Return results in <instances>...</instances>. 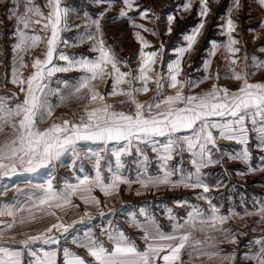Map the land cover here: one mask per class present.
Listing matches in <instances>:
<instances>
[{
  "label": "snow or ice",
  "instance_id": "snow-or-ice-1",
  "mask_svg": "<svg viewBox=\"0 0 264 264\" xmlns=\"http://www.w3.org/2000/svg\"><path fill=\"white\" fill-rule=\"evenodd\" d=\"M97 2L102 3L105 0H97ZM123 3L127 9L133 8V0H123ZM239 3L240 0H233L236 8L239 7ZM259 3L264 6V0H259ZM18 4L19 0H13L12 15L16 14ZM23 6L25 14L16 17L17 43L13 45V52L19 58V69L28 66L21 53L29 52L42 41L46 42V52L43 59L37 57L31 64L34 71L26 80L19 73L15 63L12 67V83L18 84L20 92L24 93L22 102L10 105L6 103L4 97H0V133L5 131L6 126L12 133L10 139L0 142V177L19 171L36 172L41 168H54L66 155L71 156L72 167H75L76 162L82 158L91 160L95 174L94 176L88 174L82 177L77 176L76 183H67L62 189L54 187V177L50 176L44 184L36 186L38 191L31 193L29 196L31 203H23L18 209L15 205L0 204V216L7 215L13 218L8 228L14 227L17 223V210L29 213L27 217L19 218V224L24 225L36 219L35 211L45 212V206L50 209L72 205L75 196H79L85 203L91 201L99 205V199L91 195L94 188L98 187L107 196L113 190L118 191L121 184L130 186L132 181L128 180L121 170L125 167L123 157L132 154L134 142L135 151L142 155L145 161L147 156L144 155L141 144L148 145L153 152L160 153L158 159L161 161L163 170L161 176L145 179L138 177L136 182L141 187L183 185L202 188L204 193H208L210 189L203 181L201 170L219 162L213 158V151H219L218 140L234 141L241 145V150L229 154V159H240L247 163L250 159V151L247 147L249 133L255 131L258 137L256 146L264 151V82H249L250 76L264 69V60L255 56L251 57L250 67L256 71L249 72L247 71L249 58L245 55V70L236 71L234 66L238 62L237 53L240 52V48L234 47L239 41L232 35L236 28L233 19L228 18L226 23L227 43L219 44L213 41L209 55L214 56L216 50L221 47L226 49L228 67L224 78L242 81V85L236 91H230L218 84L219 72L215 76L207 74L211 67V59L205 60L203 67L206 74L201 79H178L182 72L181 65L185 54L193 49L197 37L204 28L203 20L184 37L186 46L174 50L177 53V59L168 63L167 73L160 72L153 76L150 73L154 71L158 53L144 50L149 47V44L139 33H135L137 41L141 43L138 54L139 66L135 74L131 70L127 72L121 70L119 65L126 62L117 56L111 46L106 45L103 38L100 24L103 13L91 20L94 30L86 31L79 40V43L93 41L90 51L96 52L97 55L91 58L87 56L70 58L64 53H59L58 59L65 63L53 64L59 44L64 43L67 46V41L61 39L60 33L68 28V9L61 8L60 0H47L46 6L50 9L47 15L34 4L33 0H24ZM181 7L188 10L191 3H185ZM149 11L150 9L147 8L140 11V18H147ZM209 11L208 0H200L199 15L206 17ZM231 11L232 9H229V16ZM29 14L39 19L32 20ZM119 18L132 19L124 9L120 10ZM174 19L173 15L167 17L169 33ZM42 20L46 22L41 24ZM35 25H41L38 32L26 31L30 27L34 28ZM130 26L143 28L144 31L155 34L153 29L144 28L143 25L131 23ZM261 27L264 28V24ZM49 30L50 36L47 35ZM40 32H44L45 36L42 37ZM259 51L264 52V47H261ZM71 71L79 72L81 75L74 81H59L60 87L50 86V78L56 73ZM165 76L168 81L167 87L177 89L175 95H164ZM106 77L112 80V90L102 94L93 86V82L106 83ZM208 79L217 81L213 83L210 90L197 95L185 94V88L190 92ZM149 81L156 84L155 94L151 101L141 102L137 96L151 90ZM124 84L128 87L122 88L121 85ZM116 95L126 96L127 100L121 103L130 104L132 110L116 111L113 105L105 102L106 96ZM53 96L57 97L55 103L51 99ZM85 98L89 103L99 100L103 106L88 110L86 105L77 121L57 118V121L47 128L41 129L38 126L52 117L55 108L73 101H82ZM214 132L218 135H214ZM181 133L189 134L181 135ZM160 137L166 138L162 144L157 139ZM88 143L97 144L100 147L98 149L89 147L82 156L78 148ZM185 149L191 154L195 171L186 176L181 175L179 179H172L176 171L169 170L168 162L173 159L174 153ZM108 156L114 158V167L112 161L108 160ZM102 161L105 162L109 173L107 177L102 174ZM80 171L84 172L83 165L80 166ZM139 194L137 192V195ZM202 198L208 200L206 196ZM208 203L210 214L193 207L182 222L176 220L169 209V219L174 221L171 233L163 232L154 217L147 213H143L145 215L143 223L138 222L133 216L131 221L133 226L140 228L143 233L141 237L145 243L143 249L138 248L136 243L121 230H105L104 234L111 247L92 236L89 230L84 234L83 239L73 238L72 243L85 249L91 259L86 260L80 254L65 247L62 250V264H158V261H162L163 264H184L181 260L182 250L193 239V233L209 230L221 232L225 240L235 243L239 233L222 227L229 217L219 215L218 209L212 205L211 200H208ZM73 206L78 207V205ZM261 211L264 212V209ZM45 215L56 216V213L47 211ZM85 217H89V213L83 214L81 222ZM57 221L36 235H26L25 239L15 241L21 246L19 248L0 244V264H24L25 251L32 257L28 264H61L57 250L51 246L59 245L62 238L66 239L69 229L76 221L65 224L59 222V217ZM197 223L201 226L197 227ZM204 225H207V228ZM211 239L215 240L216 237ZM194 243L202 245L204 242L195 240ZM36 244L42 247L34 248L33 245ZM255 244L259 246L258 249L253 254H245V258L254 261L255 264H264V238L257 239ZM187 254L192 255L191 247ZM205 254L212 258L219 256L220 250L216 249ZM233 258L232 255L223 257L225 260Z\"/></svg>",
  "mask_w": 264,
  "mask_h": 264
},
{
  "label": "rangeland",
  "instance_id": "rangeland-1",
  "mask_svg": "<svg viewBox=\"0 0 264 264\" xmlns=\"http://www.w3.org/2000/svg\"><path fill=\"white\" fill-rule=\"evenodd\" d=\"M34 4L39 6L41 10L48 14L50 9L46 6L47 0H33ZM191 3L188 10H184L181 6L185 3ZM61 8L68 9V20L82 19L85 24H91L92 19L97 18L100 13L103 17L100 21L103 38L119 42L117 51L128 53L130 62L138 63V54L141 49V43L137 41L135 33H139L144 40L149 44L144 50L157 51V63L154 66L152 75L163 72L167 73V65L169 62L177 59V53L174 51L180 47L186 46L187 42L184 37L192 32L194 28L203 20L204 28L201 34L197 37V42L193 49L186 53L182 60V72L178 79L199 80L205 74L204 62L211 59V67L207 74L215 76L219 72L220 79L218 84L228 88L230 91H236L242 81L235 79H225L224 75L228 64L226 57L228 53L225 48L221 47L216 50L214 56L209 55L212 51V42L219 44L227 43V19L231 18L235 22L236 28L232 33L239 43L234 47L240 48L237 53L239 57L237 64L234 66L236 71L245 70V55L248 56L247 71H256L251 68V57H258L264 60V52L259 51L264 47V6L259 3V0H240L239 7L236 8L233 0H208L210 9L206 17L199 15L200 0H133V8L127 9L123 0H105L98 3L97 0H60ZM24 0H19L16 14L12 15L13 0H0V95H4L7 85V78L4 73L16 64L18 71L26 70L31 66V57L33 53L41 55L46 52V42L39 43L35 48H32L23 55L24 62L27 67L19 69V58L13 52V45L17 41L15 36L16 17L25 14ZM150 9L147 18H140L139 12L143 9ZM105 9H108L105 11ZM124 9L128 12V18H119V12ZM229 9H232L229 16ZM173 15L175 19L171 24V32H168L169 24L167 17ZM32 20L39 19L34 15L29 14ZM75 21V20H74ZM46 21H41L45 23ZM131 23L143 25L144 28L153 29V32H146L143 28L129 27ZM22 27V26H21ZM41 25L30 27L28 32L39 31ZM44 37L45 33L40 32ZM15 58V59H14ZM11 70V69H10ZM165 85L163 92L168 90L170 95H175L177 89L167 87V78L165 76ZM249 82L257 83L264 82V69L256 71L255 75L249 77ZM213 83H217L214 79H208L201 83L198 87L193 88L190 92L185 88V94L197 95L211 89ZM155 94V92H154ZM126 96L113 98L108 104L114 106V110L125 111L131 109V105L121 103L126 101ZM57 100H54L56 102ZM142 102V101H141ZM146 102V101H145ZM121 105L123 108H120ZM182 106V105H181ZM63 108V107H62ZM120 108V109H118ZM84 111L80 106L69 109L56 111L51 119L50 124L57 121V118H67L72 121H77L78 116ZM251 128V125H249ZM189 133H181L188 135ZM214 135L218 133L214 132ZM161 144L166 138H157ZM258 137L255 131L249 133V143L247 145L250 151V159L247 163L240 159H229V154L236 153L241 150V145L234 141L218 140L217 147L219 151H213V158L218 160V163L211 164L207 168H203V181L209 186V192L204 193L202 188H191L178 185L171 186H149L141 187L137 183L138 177L145 179L147 177H157L163 174L161 161L158 159L160 153L153 152L148 145L141 144L144 155L147 160L135 151V142L131 150V155L123 157L125 167L122 169V174L130 181L131 185L121 184L118 191H111L110 195L105 196L97 187L93 189L91 195L99 199V205L89 201L85 203L79 196L73 197L72 205H66L63 208H47L45 212L52 211L56 216H47L45 212L35 211L36 219L24 225L19 224L21 216L27 217V211L20 212L17 210V226H24L25 232H41L53 223L59 222L65 224L76 223L69 229L66 239H61L59 245L68 247L73 251H86L72 243V239H83L86 232L91 231V235L97 237L108 247H111L105 230H121L132 241L136 243L138 248L145 247L144 241L141 239L142 230L133 226L132 217L140 223L145 221V215L154 217L159 228L165 233H171L173 220L169 219L168 210H171L173 217L176 220L183 221L193 207L200 208L210 214L208 200H211L212 205L218 209V214L227 216L229 219L222 226L229 228L232 232L239 233L236 236V242L232 243L225 240L223 234L218 231L209 230L206 232H194L193 239L189 241L186 248L182 250L181 260L184 264H255L254 261L245 258V254H253L258 245L255 241L264 238V151L257 148ZM98 149L97 144H82L78 151L82 154L86 153L88 148ZM112 147V145H109ZM71 156L66 155L58 162L54 168H49V175L46 173L41 176L40 184H44L50 176L54 177L53 185L56 189H62L67 183H76L77 176L85 174L94 176L93 162L87 158H82L76 162V166H71ZM108 160L112 161V166H115L114 158L108 156ZM191 154L185 149L184 151L176 152L173 159L168 162L169 170L174 169L176 175L172 179H179L181 175H188L195 171L194 165L191 162ZM83 165L84 172L80 171V166ZM256 169L250 171L249 169ZM102 174L107 177L109 175L105 162H101ZM219 185V187H217ZM26 187V186H24ZM30 187V186H29ZM26 191V190H25ZM24 193V203H28L29 196L32 192ZM137 192L140 194L137 195ZM9 190L7 194H11ZM208 197V200L202 197ZM73 205H78L74 207ZM89 213V217H85L81 222L83 214ZM201 225L197 223V227ZM207 228V225H204ZM59 235L58 233H56ZM211 237H216L215 240ZM195 240L204 242L202 245H196ZM39 245V244H37ZM41 246V245H39ZM214 246V247H213ZM60 247V248H61ZM189 247L192 249V255L187 254ZM216 249L220 250V255L209 258L206 252H212ZM232 255V260H225L223 257ZM160 263V261H159Z\"/></svg>",
  "mask_w": 264,
  "mask_h": 264
},
{
  "label": "crops",
  "instance_id": "crops-1",
  "mask_svg": "<svg viewBox=\"0 0 264 264\" xmlns=\"http://www.w3.org/2000/svg\"><path fill=\"white\" fill-rule=\"evenodd\" d=\"M74 20L70 19V18H69V20L67 19L68 28H67V30H64L60 33L61 39L63 41H67V46H65L64 43L59 44V46L57 48V55H54V59H53V64H55V65H63L65 63L64 61H61L58 59L59 53H64V54L68 55L70 58H73V57L79 58L81 56H87V57L91 58V57H95L97 55L96 52L90 51V47H91V44L93 43V41H86L84 43H79L80 37L86 31H93L94 26H92L91 24H85V22L82 19H80V20L74 19ZM128 26L131 27L130 25H128ZM132 28H134V27H132ZM47 35L50 36V30L47 33ZM105 42H106V45H109L112 47V49L115 51L117 56L122 61L126 62V64L122 63L119 65L121 70L125 71V72L131 70L133 72V74H135V70L138 68L140 62H138V63L130 62L129 55H127L128 53H126V52L121 53L120 51H117V46H118L119 42H116L113 40H107V39L105 40ZM15 43H17V41ZM37 57L43 59L44 53H42L41 55L33 53V56L31 57L30 64H32ZM10 69L12 70V68H10ZM10 69L8 72L4 73V77L6 76V78H7V85H9V86H7L5 88V90L3 91V92H5V94L2 96L0 95V97H4L6 103H8L10 105H14L17 102L23 101L24 93L20 92V86L18 84L12 83L13 74H12V71ZM33 71H34V69L30 66V67H28L26 72L24 70H19V73L22 74V77L26 80L27 77L33 73ZM109 71H110V66H109ZM80 75H81V73L75 72V71L66 72V73H64V72L56 73L54 76H52L50 78V80H51L50 86L52 88L60 87L61 85L58 84L59 81H65V80L74 81ZM150 75H152V73H150ZM105 80L107 81L106 83L104 81H94L93 82V86H95L96 89L99 92H101L102 94L107 93V92H111V90H112L111 89L112 80L108 79L107 77L105 78ZM24 87L26 88V84L24 85ZM121 87L127 88L128 85L124 84V85H121ZM149 87L151 90L148 93H146V94L141 93L137 96V99L139 101H142V102L151 101L152 97L154 96L156 84L153 81H149ZM85 92H86V90H85ZM164 95H170L168 93V90L164 91ZM119 96H122V95L106 96L105 102L109 103V101H111L113 98H116ZM51 99H52L53 103H55L54 100H57V97L53 96ZM86 105H87L88 110H91L92 108H98V107L103 106L99 100L89 103L87 98H85L82 101H73V102L68 103L66 105L55 108L53 115L55 114L56 111H59L62 109H69V108H73V107H78V106L85 109ZM53 115L50 119H48L44 123L39 124L38 126L41 129L49 127L50 121H51V119H53ZM11 136H12L11 130L6 126L5 131L3 133H0V142H3L6 139H10ZM88 144H91V143H88ZM45 173L47 175H49V168H41L36 172L19 171L15 174L10 173L8 176L0 177V204L15 205L18 209L19 206L24 203V200H25L24 193L27 191H30V190L31 191H33L34 189L36 190L37 189L36 186L40 185L41 176L44 175ZM24 186H26V187H24ZM9 190L12 191L11 194H7V192ZM28 203H30V202H28ZM16 216H17V211H16ZM12 221H13V218L10 216H7V215L0 216V230H2V234H0V244L6 245V246L12 245L14 247L19 248L21 246L19 244H16L15 241L25 239L26 235H36L39 233V231H37V232L34 231V232H30V233L25 232L24 226L20 227L19 229L15 228V226H17L18 222L14 225V227L8 228L7 227L8 224L12 223ZM33 247L38 249L42 246H39L36 244V245H33ZM43 247L48 248L49 246H43ZM51 247L55 248L57 250L58 256H59V258L61 260V264H62V250L66 246H64V247L59 246L58 247L56 245H53ZM74 252L80 254L86 260L91 259L87 255L86 251H74ZM23 259H24V264H28V261L30 259H32V257H30L28 252L25 251ZM158 264H163V262L160 261V263H159V261H158Z\"/></svg>",
  "mask_w": 264,
  "mask_h": 264
},
{
  "label": "built area",
  "instance_id": "built-area-1",
  "mask_svg": "<svg viewBox=\"0 0 264 264\" xmlns=\"http://www.w3.org/2000/svg\"><path fill=\"white\" fill-rule=\"evenodd\" d=\"M120 108H123V106L121 105ZM120 108H118V109H120ZM130 110H132V106H131V109ZM130 110H127V112L130 111ZM116 111H118V110H116Z\"/></svg>",
  "mask_w": 264,
  "mask_h": 264
}]
</instances>
